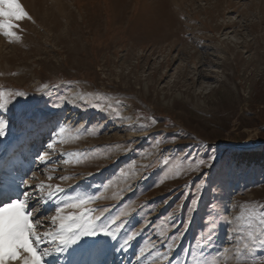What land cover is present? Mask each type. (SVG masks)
<instances>
[{"label":"rangeland","instance_id":"1","mask_svg":"<svg viewBox=\"0 0 264 264\" xmlns=\"http://www.w3.org/2000/svg\"><path fill=\"white\" fill-rule=\"evenodd\" d=\"M19 2L31 19L0 32V205L44 182L86 201L61 215L124 225L45 264H264V162L239 159L264 147V0ZM39 207L58 231L56 201Z\"/></svg>","mask_w":264,"mask_h":264},{"label":"snow or ice","instance_id":"2","mask_svg":"<svg viewBox=\"0 0 264 264\" xmlns=\"http://www.w3.org/2000/svg\"><path fill=\"white\" fill-rule=\"evenodd\" d=\"M31 19L27 11L22 7L19 0H0V32L5 36H16L13 31L18 27L14 22L22 21L23 19ZM19 38V37H17ZM17 96H25V93L19 92ZM59 107V105H54ZM7 106L0 105V109H6ZM7 123L4 119H0V137L5 135ZM63 131V128H59ZM56 143L55 137L47 144V150L43 152L39 160L41 163H51L49 150L54 148ZM71 155V154H69ZM214 156L209 159H201L197 162L199 168L208 167L212 163ZM66 163L68 161H65ZM32 179H35V173H32ZM51 179V177H49ZM60 179H68L61 177ZM25 191L22 198L11 200L8 203L0 205V264H45V258L54 254H59L70 245L76 243L83 236H95L97 232H103L112 239L117 238V234L122 230L124 225L106 221L98 223L101 218L99 216L93 218L88 216L87 212L81 215L63 216L64 207H79L86 201L79 194L62 195L65 189L57 186L54 190L51 184L39 182L30 184L25 182ZM206 186V181L201 180L196 184V192L190 191L193 196L190 207L187 211L188 221L190 222L194 210L198 206L199 198L202 190ZM64 196V199H61ZM94 196L89 197L93 199ZM55 200L57 207L55 215L51 216L50 222L54 227L59 221V230H49L48 224L44 220V216H39V205ZM76 200L78 203L69 204V201ZM30 202H35L37 207L30 208ZM260 222L264 224V214L260 216ZM213 227L208 233V240L211 238V231L215 228L216 222L212 220ZM187 227V224L185 225ZM137 233L133 232L127 235L124 243L121 245L125 249L127 245L135 238ZM261 235L264 236V229L261 230ZM178 237H174L176 239ZM259 238V237H258ZM56 245V250H51V245ZM171 247V246H169Z\"/></svg>","mask_w":264,"mask_h":264},{"label":"trees","instance_id":"3","mask_svg":"<svg viewBox=\"0 0 264 264\" xmlns=\"http://www.w3.org/2000/svg\"><path fill=\"white\" fill-rule=\"evenodd\" d=\"M264 135V129L262 130V134ZM263 138V137H261ZM239 159L245 161H252L253 163L264 162V147H258L251 150H241L239 151Z\"/></svg>","mask_w":264,"mask_h":264}]
</instances>
